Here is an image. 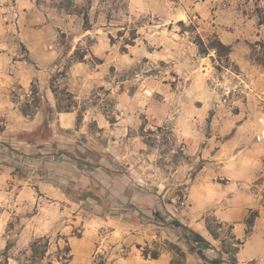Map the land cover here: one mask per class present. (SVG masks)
I'll list each match as a JSON object with an SVG mask.
<instances>
[{"label": "rangeland", "instance_id": "obj_1", "mask_svg": "<svg viewBox=\"0 0 264 264\" xmlns=\"http://www.w3.org/2000/svg\"><path fill=\"white\" fill-rule=\"evenodd\" d=\"M257 4L0 0V41L9 42L1 45L39 70L26 91L9 96L24 115L43 116L31 130L6 132L0 116V264H109L110 226L101 221L117 216L162 231L149 251L172 258L170 237L206 264V248L171 223L202 162L187 154L181 131L192 122L193 131L202 125L206 135L228 137L237 117L256 130L263 88L245 85L231 55L264 68ZM225 34L228 55L215 46ZM219 236L229 247L228 225ZM37 239L47 244L43 258H32Z\"/></svg>", "mask_w": 264, "mask_h": 264}, {"label": "crops", "instance_id": "obj_2", "mask_svg": "<svg viewBox=\"0 0 264 264\" xmlns=\"http://www.w3.org/2000/svg\"><path fill=\"white\" fill-rule=\"evenodd\" d=\"M16 14L21 15L19 10ZM18 22H21L20 18ZM24 26L18 25L16 31L19 29L22 32ZM1 27L11 28L6 22ZM224 36L221 37L222 42L231 44V38L227 34ZM1 43L8 46L9 42L0 41V116L5 118L3 131L15 126L31 130L41 122L42 114L37 112L32 117L24 115L9 93L14 89L26 91L31 81L37 78L39 70L26 59L14 58ZM29 50L31 54L30 46ZM231 59L243 71L246 78H241L242 81L245 79L246 82L261 84L264 91V68L255 64L249 56L231 55ZM248 94L252 95L250 92ZM259 96L264 98V95ZM58 114L63 121L70 116L69 112ZM237 118L232 126H225L233 128L232 135L228 137L220 138L214 130L206 135L202 125L199 131H193L192 122L181 131L187 154L190 157L196 155L202 162L189 178L184 207L177 213V219L209 242L204 253L206 264H214L213 259L216 258H221L218 264H229L227 254L222 251L223 238L210 234L205 223L206 216L228 225L229 234L241 241L235 253L237 264H264V143L255 138L254 123L251 126L249 122ZM215 124L211 120L210 129H214ZM5 137L0 135V138ZM251 212L256 215L251 226H248L246 218ZM101 222L110 226L104 240V246L109 247L106 253L109 264H170L171 253L164 248L157 258L142 254V249L151 248L152 242L160 238L162 231L151 229L149 224L129 222L118 216L107 217ZM168 239L180 243L176 239ZM191 244L194 246V243ZM185 252V264H201L202 259L197 254Z\"/></svg>", "mask_w": 264, "mask_h": 264}, {"label": "trees", "instance_id": "obj_3", "mask_svg": "<svg viewBox=\"0 0 264 264\" xmlns=\"http://www.w3.org/2000/svg\"><path fill=\"white\" fill-rule=\"evenodd\" d=\"M255 16L257 18L258 25L264 27V0H261V4L256 5ZM215 46L217 48L225 51L226 55H228V53L230 52V46L225 45L220 41H217ZM260 46H263V44ZM262 59H263L262 65L264 67V53H263ZM53 91H54V89H53ZM32 93H36V91H33ZM64 111H69V110L64 109ZM255 215H256L255 212H251L249 214V216L246 218V223L248 226H251ZM213 222H214V225H213ZM171 223L175 226H180V227L186 229L188 231V233H187L188 240H190L192 243H195L198 248H201L199 246V243H203L205 245V248L209 247V242L204 237H202L199 233L189 229L188 227L184 226L183 224H181L179 221H177L175 219ZM205 223H206V227H207L208 231L210 232V234L212 236H214L215 238H218L219 229L221 228L222 223L217 221L214 217L209 218L207 216L205 217ZM230 238L232 239V242L229 244V247L227 245H225V241L223 239L222 251L228 255V263L229 264H237L235 253H236L238 245L241 243V241H239L238 239H235L232 235L230 236ZM167 244H169L170 248L172 249V251L175 255L171 258L170 264H185V262H184V258H185L184 250L179 245H177L175 243L167 242ZM30 250L32 252V258H37V257L43 258L44 254L47 251V244H46V242L41 244L40 239L34 240L31 243ZM159 253H160V251L158 249H153V250L149 251L147 248H144L142 251V254L145 257H150V258H157L159 256ZM213 262L215 264H218L221 262V258H216L213 260Z\"/></svg>", "mask_w": 264, "mask_h": 264}, {"label": "built area", "instance_id": "obj_4", "mask_svg": "<svg viewBox=\"0 0 264 264\" xmlns=\"http://www.w3.org/2000/svg\"><path fill=\"white\" fill-rule=\"evenodd\" d=\"M255 124L257 126L254 131L255 138L264 143V109L255 118Z\"/></svg>", "mask_w": 264, "mask_h": 264}, {"label": "water", "instance_id": "obj_5", "mask_svg": "<svg viewBox=\"0 0 264 264\" xmlns=\"http://www.w3.org/2000/svg\"><path fill=\"white\" fill-rule=\"evenodd\" d=\"M185 237H187V236H185ZM199 246H200L201 248H204V247H205V245H204L203 243H199Z\"/></svg>", "mask_w": 264, "mask_h": 264}]
</instances>
